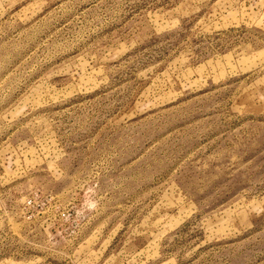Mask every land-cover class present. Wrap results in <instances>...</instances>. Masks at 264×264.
<instances>
[{
	"label": "rangeland",
	"instance_id": "374dc122",
	"mask_svg": "<svg viewBox=\"0 0 264 264\" xmlns=\"http://www.w3.org/2000/svg\"><path fill=\"white\" fill-rule=\"evenodd\" d=\"M0 264H264V0H0Z\"/></svg>",
	"mask_w": 264,
	"mask_h": 264
}]
</instances>
